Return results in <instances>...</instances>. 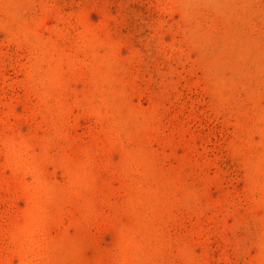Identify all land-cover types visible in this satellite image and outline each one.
Masks as SVG:
<instances>
[{"label":"rangeland","instance_id":"rangeland-1","mask_svg":"<svg viewBox=\"0 0 264 264\" xmlns=\"http://www.w3.org/2000/svg\"><path fill=\"white\" fill-rule=\"evenodd\" d=\"M0 264H264V0H0Z\"/></svg>","mask_w":264,"mask_h":264}]
</instances>
